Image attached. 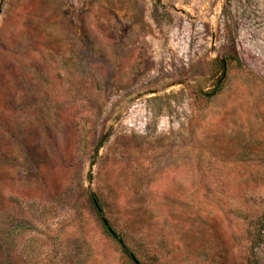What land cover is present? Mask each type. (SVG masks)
Masks as SVG:
<instances>
[{
    "label": "rangeland",
    "instance_id": "1",
    "mask_svg": "<svg viewBox=\"0 0 264 264\" xmlns=\"http://www.w3.org/2000/svg\"><path fill=\"white\" fill-rule=\"evenodd\" d=\"M0 264H264V0H0Z\"/></svg>",
    "mask_w": 264,
    "mask_h": 264
},
{
    "label": "trees",
    "instance_id": "2",
    "mask_svg": "<svg viewBox=\"0 0 264 264\" xmlns=\"http://www.w3.org/2000/svg\"><path fill=\"white\" fill-rule=\"evenodd\" d=\"M222 68H223V66H222ZM223 69H224V68H223ZM219 88H220V84L217 85V88H216V89H219ZM105 138H106V136H104V135H102V136L99 138V140H98V142H97V145H96V150H98V148H100V147L103 145V143H104V141H105ZM90 198H91V203H92V205H93V207H94L96 213H97L98 215H102V213L104 212V210H103V207H102L101 203L99 202L100 199L96 196V194H95L94 192H91V193H90ZM104 228H105V227H104ZM122 247H123V246H122ZM123 250H124L126 256H127L131 261H134V262H136V263L138 262V259L136 258L135 254H134L133 252H131L130 250H128V248H124V247H123ZM136 259H137V260H136Z\"/></svg>",
    "mask_w": 264,
    "mask_h": 264
},
{
    "label": "water",
    "instance_id": "3",
    "mask_svg": "<svg viewBox=\"0 0 264 264\" xmlns=\"http://www.w3.org/2000/svg\"><path fill=\"white\" fill-rule=\"evenodd\" d=\"M2 2V0H1ZM217 59L221 62V65L223 66V68L225 69V66H226V61L224 58L220 57V56H217ZM224 72L222 74V76H224ZM101 220H102V223H103V226L105 227V229L114 237L116 238L119 243L121 244V246H123V243L122 241L119 239L117 233L115 232V230L110 226L107 218H105L104 216L101 217Z\"/></svg>",
    "mask_w": 264,
    "mask_h": 264
}]
</instances>
